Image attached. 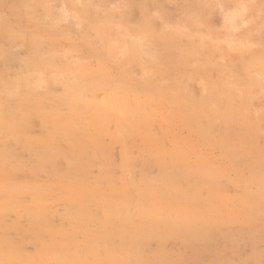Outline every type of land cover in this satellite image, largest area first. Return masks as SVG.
Listing matches in <instances>:
<instances>
[{"label":"bare ground","instance_id":"obj_1","mask_svg":"<svg viewBox=\"0 0 264 264\" xmlns=\"http://www.w3.org/2000/svg\"><path fill=\"white\" fill-rule=\"evenodd\" d=\"M182 1L177 22L157 0L135 5L141 11L138 22L130 21L125 8L119 22L103 26L97 68L83 60L70 65L56 56L58 50L24 59L13 51V57L0 58V181L14 177L13 163L19 171L52 177L49 187L30 185L27 227L7 220L18 212L16 194L0 202V264H184L183 247H203L216 233L264 220V147L257 141L264 119V104L257 108L258 97H264V37H216L207 18L218 0L217 6ZM118 5L117 11L123 10ZM238 12L225 15L227 30L240 28ZM255 27L264 29V19ZM223 41L239 50L227 66L219 62L227 56L219 46ZM14 63L24 70L8 76ZM193 79H200L199 94L185 84ZM55 85L62 86L60 93ZM33 116L42 125L36 137L29 132ZM158 124L164 126L160 134ZM175 127L198 140L175 135ZM103 136L123 145L120 177L113 176L107 156L96 161L99 143L91 144ZM137 139L145 144L136 156L130 146L135 148ZM215 147L223 153L220 159L207 154ZM20 151L30 153V165ZM96 166L100 171L91 183ZM228 183L236 186L233 198L225 193ZM55 200L69 204L66 227L52 223ZM24 237L39 244L34 252L27 251ZM169 240L179 243L175 252L165 249Z\"/></svg>","mask_w":264,"mask_h":264},{"label":"rangeland","instance_id":"obj_2","mask_svg":"<svg viewBox=\"0 0 264 264\" xmlns=\"http://www.w3.org/2000/svg\"><path fill=\"white\" fill-rule=\"evenodd\" d=\"M129 1H132L131 5L128 3ZM140 1L141 0H0V16L2 18H0V47H2L0 49H6L7 46H9L6 49L7 51L4 53V49L0 50L2 51L0 58H8L9 56L11 57L13 51L16 55H12V57L14 56L16 58L22 59L39 54L56 55L59 52V54L56 56L59 58L60 56L65 58L70 65L73 64L74 66H80L83 61H87L86 64H88L89 67L97 68V58L103 55L104 51V42L102 43L104 40L103 26L106 24L115 25L117 22H119L121 13L123 15L128 8L129 11L127 10L126 13H132L129 17L130 21L138 22L141 19V11H139L135 5ZM157 1L163 7L161 10H165L167 15L170 17H174L175 15L177 16L174 17V20L170 18L174 22H177L176 20L178 19L180 10L186 5L182 0H172L167 2L165 0ZM239 1L241 0H220L219 3L218 0V7L216 5V0H209V4H214L218 7H216L215 10H213L214 13H211L207 18L214 32L217 33L216 37L230 38V36H233V38L241 39L245 38L248 34L251 35L252 38L256 39H259L261 36L264 37V34L262 33L264 29L258 30L255 27L257 23H260V21H263L264 19V0ZM125 2L127 4H125ZM118 4L122 5L121 7H124L123 10L117 11L116 5ZM121 7L119 6L118 10L122 9ZM31 8L33 9L31 10ZM108 8L110 9L108 10ZM130 8L133 9L131 10ZM32 11H34L33 14ZM237 11L240 13L238 12L236 23L240 28L229 31L226 28L225 15L227 13H237ZM215 13L218 14L219 18L214 17L216 19L214 20L217 21L216 23L219 21V26H217V24L214 23L213 18H211L213 17L212 15L217 16ZM138 15L139 18L137 17ZM12 31L13 33H11ZM18 36L20 37L18 38ZM219 46L222 51L225 49L223 52H225L227 55L225 58L219 59L220 65L222 66L229 65V63L235 59L233 56L237 57L239 55V50L228 49V44L225 41L222 43L220 42ZM57 50L58 52H56ZM231 52L233 55L229 57L228 55ZM7 54L11 55L7 56ZM2 64L3 63L0 60V68H2ZM16 70H24V67L18 63L12 64V67H10L7 72V74H9L8 76H11ZM110 70L113 74L116 73V68L113 65L110 66ZM215 72L216 71L212 73L213 78L218 77V73ZM199 81L200 79L188 81L185 80V84H187V86L193 91L195 90L194 92L197 91L196 93L199 94L201 85V82ZM53 88L57 93H60L62 90L61 85H55ZM263 100V96H260V98L258 97L257 108L262 109L261 106L264 104ZM30 120L29 132L35 137L39 136L42 132L41 120L35 116H33ZM261 124V130L263 133L260 134L261 137L259 136L257 141L259 143V141L262 139L263 141L261 140V144H259L264 147V119L261 121ZM163 129L164 126L158 124L155 127V132L160 134ZM110 130L113 132L115 127L112 126ZM223 130L224 127L221 126V131ZM174 131L175 135L178 133L182 137L187 136V138H192L194 141L198 140L196 136H191L190 132L186 129H179L178 127H175ZM104 137L105 136L101 137L102 141L99 139L97 142L94 141L91 144V146H95L97 143H99V146L97 147L98 151L96 152V161L102 162L104 157L107 156L112 166L113 176H115V178L120 177L122 172L119 166L122 163L121 153L123 150V145L114 142L110 136ZM216 137H220V133L218 134L216 132L214 137L215 140ZM137 140L138 141L135 148L129 145L135 151L136 156L139 154L141 155V150L144 148L145 144L143 141H141V139ZM129 144H131V141ZM61 146L66 149L68 144L64 141H61ZM221 153L222 151L220 148L215 147L213 150H211V153L207 154L213 159H220L223 156V153ZM20 157L23 162L29 165L32 163V157L30 153L20 151ZM192 159H195V156H193ZM17 169L19 168H17L13 163L12 166L9 167V170L12 175L14 173V177L10 180H7V183H2V181H0V191H2L0 192V202L3 201L4 196L16 194L17 197L20 198V202L18 203V212H10L8 214L7 220L10 223H15L18 221L21 223V225L27 227L31 224V218L27 213V210L32 206L33 202L31 190H28L29 187L31 184V187L35 184L38 186L49 187L52 177L45 173H35L33 170L19 171ZM138 169L139 168H136L135 170L136 174ZM151 170V174L153 176H157L158 169L152 167ZM62 171H65V169ZM99 171L100 170L98 166L91 170L93 177L90 180L91 183L95 182L94 179L97 174H99ZM133 175L136 176L135 174ZM228 176L230 179H235L236 174L231 172ZM6 184L10 185L6 186ZM12 187H14V189ZM51 189L55 194L60 193V189L58 187ZM38 190L42 189L38 188ZM22 191L24 192L22 193ZM225 193L229 197L233 198L237 193L236 186L233 183L225 184ZM229 208L232 209V205H229ZM68 209L69 204L67 202L55 200L52 206V223L54 225L65 227L68 226L69 222L65 218V214ZM230 229L231 231H228L225 234H214L213 240L203 247H183L182 254L185 261L184 264H264V220L249 226H232ZM9 236L14 240H20V236L15 231H10ZM23 240L25 242V248L30 253L34 252L39 246V244H34V242L27 240L25 237ZM176 243L177 242L174 240L167 241L165 249L170 252H175L179 247V243ZM155 248L156 246L152 245V251H154Z\"/></svg>","mask_w":264,"mask_h":264}]
</instances>
